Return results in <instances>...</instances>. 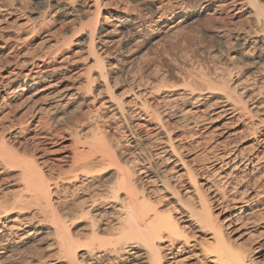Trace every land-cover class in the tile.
<instances>
[{
  "label": "bare ground",
  "instance_id": "6f19581e",
  "mask_svg": "<svg viewBox=\"0 0 264 264\" xmlns=\"http://www.w3.org/2000/svg\"><path fill=\"white\" fill-rule=\"evenodd\" d=\"M110 1L34 0V34L7 53L0 45V264H264V182L254 180L264 177V0H194L197 18L249 24L248 32L219 24L224 49L241 50L208 53L223 72L194 75L198 92L162 85L155 70L121 94L120 74L138 65L144 42L189 20L173 21L187 0H141L154 9L144 18L130 2ZM0 16L7 31L29 23ZM82 107V123L64 128L67 151L58 126ZM95 119H119L126 149L101 136ZM205 122L209 137L185 146ZM240 133L253 139L250 150L223 141ZM224 186L234 190L228 200Z\"/></svg>",
  "mask_w": 264,
  "mask_h": 264
},
{
  "label": "rangeland",
  "instance_id": "374dc122",
  "mask_svg": "<svg viewBox=\"0 0 264 264\" xmlns=\"http://www.w3.org/2000/svg\"><path fill=\"white\" fill-rule=\"evenodd\" d=\"M109 1L110 0H102V2L105 5L111 4L112 3L111 1H113V0L110 1L111 3H109ZM117 1H120V0H117ZM123 1H126L127 3L130 2L128 4L129 6H130V4L131 5L133 4L134 6L132 5L131 7H129L130 12L133 13L134 11H136V14H138V13H140L141 15L143 14L140 17L144 18V13H150L151 14V13L154 12V9H152L148 5L149 3H145L144 1H143L144 2L143 4L141 3L142 2L141 0H121L120 2H123ZM185 4H186L185 6L187 8L186 9L187 12H189V11L190 12L188 14H187V12H184V11L179 13L177 16H175L176 18L174 17L173 21L176 23L179 19H184L186 17L189 18V20L186 21V22L184 20H182L183 22L180 23L179 29L177 31H175V33H173V35L171 34V36H169V37H168V35H164L165 37H162L163 36L162 35L161 37H156L153 40L152 39H149V41L146 40L145 41L146 43L144 42L145 46L143 44L142 49H141V53L138 54L137 57H136L137 60L136 61L133 60L134 62H136L135 64H138V65L133 66L134 68H132V70H129V71H126V72L124 70L122 75L120 74L121 79L118 77L119 81H117V86L118 85L119 86H118L117 90L115 91L116 94H121V91H123V90H124L123 92H125V91L128 92L129 91L128 90V88H129L128 86L130 84L133 85V87L136 89V86L138 85L137 81H139L140 77L143 78L144 81H146L145 78L147 79V77L150 78L152 76L150 78V79H152L153 76H154L153 72L155 70H157V72L161 73V75L164 77V79H162V82H164L165 84L164 83L162 84V82H161L162 85H164V86L167 85V87H170L172 89L177 90L178 93H182V91H184V90H187V91L193 90L195 92H198L199 90L197 89V87H194L193 84H191V82L194 80L193 79L195 77L194 75L198 74L200 71L201 72L207 71L206 68L209 69V72H210L209 74L213 78H216L218 76V73H222L223 72L222 67H223V62L224 61H218V60H216L217 58H215L214 60H211V61H213V63H212V62H210V60L207 59L208 58L207 56H210L212 53L216 54V55H219L218 51H221V50H223V53L225 55L228 52L229 53H239L240 52L241 49H239V48H241V47H240L238 42L237 43H232V45L228 44L229 45V46L227 45V48H229V50H228V49H224V45H225V43L223 45V41L224 40H219L218 38L214 37V32H215L216 28L219 26L220 23L216 24V22L207 19V17H205L207 19V21L205 20L204 17H201L202 20H201V18L195 17V12L197 11V9H196V6H194L195 5L194 0H187ZM33 7H34V0H0V11H2V9H4V10H6L7 13L9 12L10 21H12V22L16 21L18 24H20V23H22V19H29V23L27 24V26H26V24L22 25V29H21V31L19 33L17 31L16 32L9 31V30L7 31L5 29V24H3V23L6 22L7 19H5V18L0 16V19H1L0 20V28H1L0 29V45L4 47L3 51L5 53H7L9 51L10 45L14 42V40L16 41L17 38L21 37V39L23 38L24 41H25V40H27L28 37H30L31 35L34 34V32L29 30L30 27H31V24L34 21L33 18H35V16L33 15V11H32ZM149 8H150V10H149ZM136 9L137 10L140 9L139 12ZM131 10H134V11H131ZM146 10H147V12H146ZM140 11H142V12H140ZM6 12H1L0 15H3L4 13L6 14ZM203 19H204V21H203ZM239 19L238 20H234L233 21L234 23L232 21H227V20L226 21L225 20L221 21V22H223V23H221L222 24V28L225 29L224 31H228V30L234 31L236 29L237 30L238 29H242L243 31L248 32V30H249L248 25L249 24H247V21L244 20L243 18H239ZM222 28L220 27V29L223 31ZM228 28H230V29H228ZM130 31H134L135 32L134 28H131ZM5 42H6V44H4ZM40 44H41V42L39 41V38H35L29 44V47L31 49L32 48L38 49ZM142 52L146 54L145 59L143 58L145 56V54H142ZM208 53L209 54L211 53V54L209 55ZM138 58H140V59L142 58L145 61L144 60L141 61L142 59L138 60ZM202 58H203V60H202ZM0 59H2V58L0 57ZM236 60L237 59L234 60V65L236 66V64H238L240 66L239 60H237V61ZM207 62H209V63H207ZM148 67H150V68H148ZM239 69H241V70H237V71L233 70V72L234 71H236V72L242 71L244 73V71H245L244 68H239ZM248 74H250V73L247 72L246 75H248ZM123 75H125V76L123 77ZM163 77H161V78H163ZM118 78H117V80H118ZM131 81H133L134 83L131 82ZM120 83H121V85H120ZM125 89H127V90H125ZM102 97L104 98L105 96L103 95ZM84 110L86 112L87 108H85V107L83 108L82 107L80 112L71 113L70 117L64 123L65 125L58 126L59 128H62V130H63V131L61 130L62 132L60 133V136L62 137V139H61L62 143H64L65 146L69 145L70 149L67 147L68 148L67 151H69V150L71 151L72 150L71 149L72 144H71V147H70V143L66 142V141H68V131L65 130L64 128L72 127L74 124H77V123H78V125H80V123H82V122H79V121H81L80 118H81V115H82ZM95 120H97V124L96 125H98V131H99L101 136L105 137L107 140L109 139V141L112 144L114 143L116 148L119 149L120 151H123L124 148L126 149L125 146L127 144H129L130 141L128 142L127 141L128 139L126 138L127 139L126 140L124 138L125 137L124 133H125L126 129H125L124 125H122L121 123L118 122V121H120L119 119L118 120L116 119L114 121L113 120H101V119H99L100 121L98 119H95ZM111 121H113V122H111ZM94 123H96V122H94ZM205 123L207 125H204V124L201 125L202 126V130L205 129V132L202 131L203 134L200 132V134L198 136L194 135L197 138L192 137L190 139H187L186 142H185V144H186L185 146L191 145L194 141H196L198 139H207L209 137L208 134H210L211 133L210 131H212V128H210L209 126H211L212 124L208 123V122H205ZM249 124L250 123H248V126H249ZM237 125L235 123L232 126V129L235 130V129H237L239 127L238 129L242 130L243 127H244V131L243 132L245 133V135H247L246 130L249 128L248 126H246L247 125V121L244 124V126H243V123H242V125L240 124L241 126H239V124H237ZM208 132H210V133H208ZM107 134H109V135H107ZM245 135L244 134L242 135L240 133V134H237L235 136L234 135L233 136H229L228 138H226V140H223L224 139L223 138L222 140L226 141V143L229 144V145L238 146L240 148H244L245 147V150H248V149L250 150V148L253 146L252 143H254V141H253V139H250V138H247V137L246 138L242 137V136H245ZM7 138H6V141H7ZM63 140H64V142H63ZM12 141L14 142L16 140H14L13 138H8L7 145L9 143V147H16L17 145L14 144ZM188 143H191V144H188ZM260 143H262L264 145V142H260ZM197 152L196 153L199 154L200 151L197 150ZM193 153L196 154L195 151ZM189 154H191V152H189L188 155ZM194 154H192V155H194ZM188 155H186V156H188ZM200 156H201V154L197 155V157L202 158L203 154H202L201 157ZM193 164H194L193 167H196L197 163H193ZM1 177L3 178L4 176H2V174H0V178ZM250 179L253 180L254 177H251ZM244 180H247V179H244ZM254 180L257 182V185H260L261 182H264V177L258 178V179H254ZM246 183H247V181H246ZM244 185H245V183H243L241 185V188L243 187L242 189L245 188L246 185L245 186ZM229 188H230L229 186H227V187L224 186V189H225L224 191L227 193L226 194V196H227L226 199L227 200H228V198L230 199L231 196H233V194H234V190H232V193L230 192L231 194L227 191ZM263 190L262 191L260 190V191L263 193L264 192ZM70 193H72V191L68 192V194H70ZM261 196H262V194H261ZM259 200H260V202L258 204L260 205V203H261V205H264V204H262V203H264V201H263L264 197H261ZM262 207L263 206H260L259 208H262ZM231 208L232 207L230 205L227 210L230 211ZM262 211L264 212V210H262ZM216 213H218V211ZM74 222L75 221H71L70 223H68V221H67V223H66V227H68L67 230L69 229L68 231L72 235L73 234L76 235L77 233H79L80 232L79 230L81 229V227H79V226L82 225L81 223H80L81 224L80 225L79 223H77V222L74 223ZM72 223H74L75 225H73ZM50 237H53V236H48V238H47L48 242L50 240L51 241L55 240V238H50ZM34 247L36 248L37 246L35 245ZM58 264H61V263H58Z\"/></svg>",
  "mask_w": 264,
  "mask_h": 264
}]
</instances>
